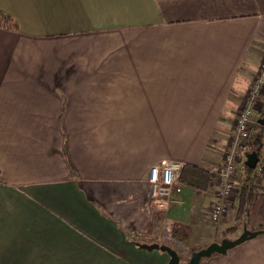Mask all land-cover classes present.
<instances>
[{"label": "crops", "instance_id": "0c3cea01", "mask_svg": "<svg viewBox=\"0 0 264 264\" xmlns=\"http://www.w3.org/2000/svg\"><path fill=\"white\" fill-rule=\"evenodd\" d=\"M0 11L17 24L0 27V264H168L151 245L184 264L208 247L217 176L263 57L264 0H0ZM263 147L246 144L235 175ZM163 161L191 168L183 184L192 168L215 177L162 213L147 174ZM258 176L241 232L255 236L204 264H264ZM232 183L221 220H235Z\"/></svg>", "mask_w": 264, "mask_h": 264}, {"label": "built area", "instance_id": "2783aa9c", "mask_svg": "<svg viewBox=\"0 0 264 264\" xmlns=\"http://www.w3.org/2000/svg\"><path fill=\"white\" fill-rule=\"evenodd\" d=\"M263 57L254 78L251 81L243 105L239 110L233 126V137L224 154L220 172L217 176L218 190L209 219L215 223L225 211L226 202L231 199L232 177L236 172L235 164L240 152L247 142L258 132V120L264 116V49ZM264 138V128L262 131ZM185 165L163 161L153 165L147 174V182L151 188L150 201L156 210L166 212L171 204L177 203V195L181 194L185 185L181 174ZM264 168V147L258 153L255 171L260 175ZM192 186V185H190Z\"/></svg>", "mask_w": 264, "mask_h": 264}, {"label": "trees", "instance_id": "16d2710c", "mask_svg": "<svg viewBox=\"0 0 264 264\" xmlns=\"http://www.w3.org/2000/svg\"><path fill=\"white\" fill-rule=\"evenodd\" d=\"M0 27H6V28H16L17 24L16 22L7 14L2 11H0ZM263 128L258 126V132L255 134L253 138H251L247 144L251 141H255L258 144H262L264 141L263 135H262ZM241 170L240 173L235 175V180L237 179V200H236V221L242 222L244 221V224L247 223L249 218V210L252 206L254 195H255V189L257 186V183L261 180V176L259 177L254 170H250L244 166V162L241 161ZM193 171L195 169H192ZM192 175L191 183L193 186H198L202 182L203 177L206 176L207 179L203 180L206 183H210L213 181L215 174H208L203 172L202 170ZM233 178V179H234ZM230 232L226 231L225 233ZM216 254H213L214 256ZM204 260V259H202ZM201 260V261H202ZM201 263V262H200Z\"/></svg>", "mask_w": 264, "mask_h": 264}, {"label": "water", "instance_id": "95a60500", "mask_svg": "<svg viewBox=\"0 0 264 264\" xmlns=\"http://www.w3.org/2000/svg\"><path fill=\"white\" fill-rule=\"evenodd\" d=\"M258 125L260 127L264 128V116L258 120ZM257 161H258L257 152H252L251 154L247 155L246 160L244 162V166L250 170H254L256 167ZM253 236H255L254 233H248L247 231H244L236 241L224 242V243H221L220 245L211 244L205 249L194 252L190 256L189 260L184 264H200L202 259L209 258L213 254H224L226 252V250H228L229 248H231V247L241 243L245 239H248V238L253 237ZM145 248H147L149 250L159 249L161 251H164L170 257L168 264H180L177 254L174 251H172L166 247H160L158 245H151V246H145Z\"/></svg>", "mask_w": 264, "mask_h": 264}, {"label": "rangeland", "instance_id": "374dc122", "mask_svg": "<svg viewBox=\"0 0 264 264\" xmlns=\"http://www.w3.org/2000/svg\"><path fill=\"white\" fill-rule=\"evenodd\" d=\"M238 112H239V110H238ZM238 114V113H237ZM237 117V116H236ZM233 132V131H232ZM231 137H233V133L231 134ZM231 139V138H230ZM230 141V140H229ZM228 146H229V143H228ZM228 146H227V148H226V152L225 153H227L228 152ZM245 160H246V157H244L243 159H242V162H245ZM222 165V164H221ZM189 167H186L185 166V168H184V171H186L187 169H188ZM235 168H236V164H235ZM189 169H191V168H189ZM193 169V168H192ZM199 170L201 171V169H195L194 171H193V174H195L196 175V173L197 172H199ZM203 171V170H202ZM192 174V175H193ZM235 174H236V172H235ZM235 174H234V176L232 177V178H234L235 177ZM194 175V176H195ZM186 183V182H185ZM186 184H188V185H191V184H189V183H186ZM233 183H231V185H232ZM217 190H218V181H217ZM215 197V196H214ZM213 204H214V202H213ZM213 204H212V206H211V210H212V207H213ZM232 207V205H231V203H230V200L229 201H227L226 202V205H225V211H224V213L221 215V217L218 219V221L217 222H215V223H213L210 219V222L214 225L213 227H217V231H218V234L217 235H215V237L213 238V239H211V244H217V245H220L221 243H224V242H233L232 240H234L235 239V237H238V235H240L241 234V232H242V226H243V223H244V221H242V222H238V221H236V218H235V220L233 221V219H232V216H228V218L226 219V220H221V219H223L227 214H229L228 212H230V208ZM235 216H236V214H235ZM220 231H223V232H221L220 233ZM226 231H230V232H227V233H225ZM210 244V245H211ZM208 245V244H207ZM207 245H202V246H200L199 248H198V250L200 249V248H204V247H206ZM207 248V247H206ZM205 249V248H204ZM184 259V258H183ZM189 260V258H185V260L183 261H181V262H186V261H188ZM205 263V260H204V262L202 261L200 264H204Z\"/></svg>", "mask_w": 264, "mask_h": 264}]
</instances>
